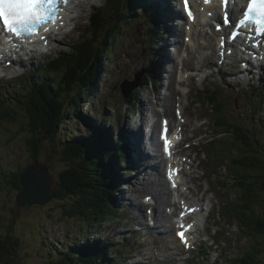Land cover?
Returning <instances> with one entry per match:
<instances>
[{"label":"trees","instance_id":"trees-1","mask_svg":"<svg viewBox=\"0 0 264 264\" xmlns=\"http://www.w3.org/2000/svg\"><path fill=\"white\" fill-rule=\"evenodd\" d=\"M130 2L131 0H107L110 8L109 15L106 16L103 13L102 7L99 8V13L95 16V22L92 23L94 25L91 26L89 23L86 25L89 30H92L95 26L92 35L83 40V45L77 46L74 52L65 53L61 67L53 68L49 73L62 71L60 81L54 83L53 80L45 79V84L42 87L34 90L30 97L23 98L24 100L21 103L25 107L23 115L26 119L21 121V124L24 127L32 128V126H35L38 130L36 132L34 129H30L28 132L25 130L16 132L19 135L24 132L29 135L27 144L23 147L30 162L25 165H17V167L11 169L7 164H4V168L0 169V187L11 191V194L7 197L8 200L12 198L14 191L19 190V186L21 188L22 170L31 162L39 159L38 156L45 147V143H47L53 154L58 156L65 165L62 171L58 173L56 186H52L53 199L63 200L62 206L66 208L64 213L59 209V215L80 221H93L90 222L92 225L97 219L113 215L115 190L113 189L108 195H97V189L101 182L105 181L109 187L114 188L113 185L116 181L115 176L117 174L111 160L115 151L109 147L112 141V139L109 140L110 134L107 130L102 129L95 132L89 130L87 134L91 132L90 137L85 141L82 140L80 135L75 138L66 135V133L64 134L63 128L67 123V119H70L69 116H77V121L84 123H87L91 118L78 109L82 100L77 96L72 95V111L63 108V104L66 95L73 92L77 84L82 89L87 87L89 91L90 86L101 74L102 59L107 54L106 44L109 37L117 32L122 20L129 19L133 15V8L135 7L131 6ZM97 26L99 28L96 30ZM103 31L105 32L102 33ZM100 36L104 37L103 42L100 40ZM83 72L87 74L86 79L81 76ZM39 82L42 81L39 80ZM212 110L214 113H218L221 118L219 125L223 136L230 135L229 138L232 141L230 151L233 154L231 158L233 165L230 166V172L236 171L238 174L235 183L237 185L241 183L244 186V189L237 188L241 190V194H239V211L242 221L248 227L250 226L253 237L256 235L264 237V209H261V206L264 205V154L261 150L262 144H260V140L254 135L253 131L250 134L248 129L239 124L233 117L232 114L239 111L237 105L234 103L224 104V102L215 103L212 105ZM2 115L7 118L6 114L3 113ZM238 116L242 118V115ZM58 137L62 139L60 142H57ZM255 141L258 145L255 144ZM53 158L54 155L50 157L51 160ZM255 206H257V213L254 211L250 219L246 213ZM17 207L19 208V206ZM67 207L69 208L67 209ZM39 213L41 211L36 213L25 211V222L31 224L34 217H37ZM26 214L30 216L27 218ZM256 215L257 220H254ZM6 217L7 214L4 211L0 212V225L4 224ZM26 223V228L31 229L32 226ZM83 231L82 227L77 232ZM20 244L17 220L9 234L0 235V264H18L20 261L35 256L34 249H25L23 252L20 250ZM256 247L251 246L240 257L236 256L227 260L225 258V261H232L231 264H260L261 254L264 252L263 248ZM92 252L96 254H92L89 258V256H86L85 247L82 248L79 252L82 258L80 263L92 264L91 261L97 257L98 251L91 247L90 253ZM59 253H63L64 257L60 261L51 260L52 264H68L70 261L77 260L71 250ZM250 258L254 259V263L249 262Z\"/></svg>","mask_w":264,"mask_h":264},{"label":"rangeland","instance_id":"rangeland-1","mask_svg":"<svg viewBox=\"0 0 264 264\" xmlns=\"http://www.w3.org/2000/svg\"><path fill=\"white\" fill-rule=\"evenodd\" d=\"M86 16H87V14L83 17L82 22L79 24L80 27H82L83 20L86 18ZM138 18H140V16H138V15H135L133 17V19H135V20ZM87 22H88V19H86L84 23H87ZM93 25L94 24H92L91 26H93ZM98 28H99V26L96 27V30ZM141 29L142 28L139 27L138 31H141ZM92 32H93V29L92 30L88 29L84 40L87 37L91 36ZM104 32L105 31H103L102 33H104ZM122 32H123V30H121L120 33H122ZM103 38H104L103 36H100V40L102 42H103ZM128 38L131 39V41H130L131 43H133V44L137 43V45H131L132 48H135L134 56L138 57V58L143 57L144 55L141 56L138 53V50H139L141 43H142L141 33L129 34ZM65 41L67 44H69L70 39L66 38ZM159 51H160V49H154L155 53H158ZM107 59L112 60L111 58L107 57V55H104V57L102 59V65H101L102 72H101V74L99 73L100 75L93 82V85L90 86L89 91H88L87 87L82 89V87L79 84H77V88L81 92V94L83 95L84 99L82 100L80 98L78 91L75 88L73 90V92H70L66 95V98H65V101L63 104V108H65L68 111H72V108H73V105H71L72 95L77 96L78 98H80L82 100L80 107H78V109L83 113H86L88 115L93 116L92 117L93 120H89L87 122V124H88V126H87V124L82 122V121H80V122L76 121V117L71 115V116H69L70 119H67V121H66L67 123L63 128L64 134L66 133V135H69L70 137H75L76 135H80L82 137V140L85 141V139L90 137V134L92 131L95 132L98 129H102V130L107 129V123H106L105 118H107V114H110V107H109V104L107 103L106 94H105V101L106 102L104 104V91H106L107 88L110 87L111 92L115 95V98L119 102L121 101V99L119 97L118 86H115L113 88V85L116 84V82H118V80L120 79V75H118L115 72L114 74H112L111 76L109 75V77H108V72H106V71H107V69L110 70V68H109L110 65L107 64L108 63ZM112 62H115V60H112ZM112 62H111V64H112ZM121 68L123 69L124 66L122 65ZM86 72H83L81 74V76L84 79L87 78ZM130 73L131 72H128L127 74H130ZM41 81L42 82H37V84H35L37 89L42 87L45 84L44 78H42ZM99 81L104 86V91H103L102 87L98 84ZM161 84H162V82H161ZM230 86H231V89H233L234 85L230 84ZM24 89H25L24 91H27L29 89V87L25 85ZM162 90L163 91L161 92V97H164L165 94L168 93V90H165L163 86H162ZM154 92H155V85L153 87H150V88L143 90L142 95H145L149 99H153L154 97H155L154 99H157L156 98V92L155 93ZM173 94H174V92H173ZM178 95H179V92L177 91L176 98L178 97ZM101 97H103V98L101 99ZM194 97L195 96H191L192 101L190 99V103L196 102ZM160 101H162V100H160ZM227 102L232 103V101H230V100H227ZM246 107L248 108V106H246ZM92 110L93 111H95V110L99 111L100 113H97V114L93 113V112L91 113ZM17 111H18V114L16 115V120H14L12 122V124H10V125L3 126L2 130H1L2 132L0 134V165L3 166L4 164H7L10 167L9 169H11L13 167H17V165H25L27 162H29V160L27 159L26 151L23 147L25 144H27V140L29 138V135L26 132H24L23 134H20V135L16 132L19 130H25L28 132V131H30V129H34V131L36 132L38 130L35 128V126H32V128L22 126L21 121L25 120L26 118H25V115H23L24 113H22L18 109H17ZM193 113L196 114L197 112H193ZM207 115L208 114L206 112H203V116L200 117L201 123H196L197 126L202 125L203 128H205L208 125L211 117L207 116ZM174 124H175V122H174ZM243 125L246 126L245 121L243 122ZM255 126L258 127L260 130L264 131V120H259L255 124ZM89 130H91V132H90V134H87ZM7 138H9V142L5 143V139H7ZM223 140L227 142L228 138L223 137ZM57 142H60L59 138H58ZM152 144H153V142H152ZM153 147H155L154 144H153ZM224 147L229 148L228 145H224ZM140 148L143 149V151H144L143 145H141ZM156 149L159 150L160 148H156ZM261 150H262V154H264V146L261 148ZM145 152L148 154V152L146 150H145ZM52 153L53 152L48 147L47 143H45V147L42 149V151L38 157H39V160L41 162L49 163L52 166L53 170L56 172V177L53 179V182H52L53 187H54V186H56V183H57L58 173L60 171H62V169L65 167V165L58 156L55 157L53 160H51L50 154H52ZM146 159L148 160L149 157ZM111 160L113 163L114 157ZM26 169H27V166L24 170H22V174L24 173V171ZM156 169H158V168H156ZM140 172H139L138 176L134 179V181L138 179V182H139V180H140L139 178H141V176L144 175V174L140 175ZM144 173H145V171H144ZM221 176L224 178L226 175L220 174L217 176V179H220ZM162 178H164L163 175H161V179ZM160 182L155 183L152 180H150L148 184L154 183L155 186L158 187ZM227 183L229 184L228 185L229 188H236L235 187V184H236V186L241 185V189H244V186H242L241 183L238 185H237V183H235V181L233 180L231 175H229V179H228ZM139 184H140V182H139ZM143 186H147V184L144 183ZM143 186L140 185V187H138L134 184V186L131 187L130 189H133V191H137L136 196H139V198L141 199V196H143V194L145 192L149 191V190H142L144 188ZM125 187H130V186H129V184H125ZM150 187H152V185ZM113 189H115V188L109 187L108 183L103 181V182H101V185L98 186L97 195H99V196L108 195L109 192L113 191ZM20 190H21V188L19 186V190L14 191L12 198L8 200L7 197L11 194V191L9 189H5L3 187H0V212L4 211L7 214V217L4 220L5 226L0 227V235H5L6 231H7V234H9L12 226L18 220V235H19V240L21 242L20 250L24 252L25 249L26 250L34 249V251H35V256L30 257L28 259H25L23 261H20V262H18V264H50L49 259L57 260V261L62 260V258L64 257V254L59 253V252L65 251L66 249L71 247V245L78 244V241L75 240L76 238L79 237V235H77L79 232H77V231L81 230L83 227L84 232H87L89 230V227L85 224L86 223L88 224V221H80V220H75L72 218H64L61 214L59 215L60 211H63V213H64L66 208H64L62 206L63 200H59V199H55V198L47 205L25 206V207H19L18 208L17 205H15L14 201L16 199V195L20 192ZM229 191L230 192H226L225 196L223 197V200H221V205L223 203V206H225L224 203H226V202H231L233 200H236V198L234 197L236 195L235 192L232 189H230ZM238 192H239V194H241V190L238 189ZM119 193H120V191L118 192V194ZM124 195H126V193L124 191H122L120 193L119 197H123ZM230 197H234V198L231 199ZM68 208L69 207H67V209ZM59 209H60V211H59ZM261 209H264V205L261 206ZM142 210H143V219L146 220L144 208ZM25 211L31 212V213H36V212L41 211V213H39L37 217H34L33 222L31 224H29V223L25 222V218H24V212ZM256 213H257V210H256ZM29 216L30 215L26 214L27 218ZM82 216H84V215H82ZM85 216H87V215H85ZM87 217L93 218L92 216H87ZM229 217H231V216H229ZM140 219L141 218H139L138 220L133 219V221L138 223ZM254 220H257V215H256V218ZM25 223L32 226V228L27 229L25 226ZM227 223L229 225L227 227V229L231 231V234H228V232H225V233H227V235L230 236L231 239L237 238L238 241L241 240V238H242V231H241L240 227H243L245 232H248V229H250L248 226H246L247 224L245 225L244 223L241 222V220L239 222V225H237V226H232L231 225L232 222L230 221V219H228ZM99 230H100V227L95 228V231H99ZM171 235L172 234L170 233V235L168 237H170ZM249 238L250 239H248V238L243 239V241H241L240 244L244 245V247L240 248V252H238V251L232 252L230 254L229 258H232L234 256L240 257L241 254H245V251L248 250V245H250V244H252V246L255 245V246H259V247L263 248V252H264V237L263 236H255L254 238L252 236H249ZM158 241L161 242L162 241L161 238H159ZM121 247L126 248L127 245H123ZM222 249H223V247H220L217 250L218 253L221 254ZM130 253H132V251L127 250L125 253H122L120 255L119 259H116L115 256L112 255V257L110 258V259H112L111 264H129L130 260H127V256H129ZM77 255H79V254H77ZM133 255H134V253H133ZM249 262L254 263V259L250 260ZM69 264H80V261H72V262H69ZM223 264H226V262H223ZM260 264H264V253H263V256L261 257V263Z\"/></svg>","mask_w":264,"mask_h":264},{"label":"bare ground","instance_id":"bare-ground-1","mask_svg":"<svg viewBox=\"0 0 264 264\" xmlns=\"http://www.w3.org/2000/svg\"><path fill=\"white\" fill-rule=\"evenodd\" d=\"M96 3L98 4H102L104 3L106 0H94ZM156 4H158L160 7H162V9L167 10L168 8V1L167 0H153ZM91 7V1L90 0H79V3L77 4V8L78 10L81 12V19L79 20L78 24H80L82 22L83 17L87 14V10L88 8ZM83 15V16H82ZM1 18H0V23H1ZM155 25L158 23H154ZM195 26V25H194ZM95 28V26L93 27V29ZM4 31V30H2ZM177 33V37L179 42L183 43L185 41L184 38H182L183 35V28L182 27H177L176 30ZM187 35L192 36V39H194V36L191 32H189ZM66 38L63 39L61 44H56L57 47L60 48H64L65 45H67L66 43ZM131 39L127 37V39L124 41V55H122V57L120 58L119 62H118V70L125 74L128 75V72H132L133 68L137 65H147V66H151V72H153L152 66H159L161 68V66L163 67V64L167 61L172 62V67L171 70L169 72L170 74V80L167 82L166 85H163L165 90H168V93L165 94L164 97H161L160 100H162L163 102H165V109L164 112H162V110H160V108H157L156 105L145 99L144 98V104L149 107L148 110L150 111V115L152 116L153 119H151V117H148L146 119V114H142L140 117H138V120H140L142 123L137 124L136 126H132L130 128H123L122 132H125L129 135V138L131 140V145H132V159L134 160L135 164L138 166V168L140 169V175L144 174V171L146 170V164H147V159L146 158H150L149 156V150L147 149L146 145L143 143L142 138H140L141 134L143 133V126L145 123L150 124L151 125V135H152V142L154 144V146L156 148H160V140L158 139V135H157V130H158V119L157 117L161 116V112L165 113L166 115H169L172 118L173 123L175 121H177L178 124H181V114H178L177 120H176V115H175V104L178 101L176 99V94H177V90L175 87V83L177 82V70H178V62L175 61L174 59L171 58L170 53H169V47H168V43L165 42V44L160 48V51L158 53H155L154 50L152 51L155 56L157 57L155 61L152 62V59L149 57V55H144L141 58L135 57L134 53H135V48H132L131 45H137V43H131L130 42ZM214 39L211 38V44H213ZM201 50H203L201 48ZM201 50H191V58L194 62V65L199 68L203 62L208 63L209 65H213V63L215 62L216 59V49L214 47H212L211 52L203 54V52ZM27 56H31L29 54V52H26ZM129 57L130 59L127 60L126 58ZM9 60V58L7 59ZM6 60V61H7ZM109 60V59H107ZM108 64V63H107ZM124 66V68L122 69L121 66ZM108 67V66H107ZM22 71L25 73V69L22 68ZM160 72L157 73V77L160 76V74L163 72V70H159ZM219 71H222V69L220 68ZM194 76H192L193 78ZM103 91H104V86L102 85V83L99 81L98 83ZM230 84H233L232 81H230ZM52 85V84H51ZM154 82H153V86H154ZM76 90L78 91V94L80 96V98L83 100L84 97L81 94V92L78 90L77 85H76ZM174 92V94H173ZM103 97H101L102 99ZM105 91H104V104H105ZM182 108L185 109L187 112L188 110H190V106L186 103H184V101H182ZM154 108V109H153ZM100 113L99 111H91V113ZM89 113V112H88ZM212 113H210V116L212 117ZM203 116V111L201 112H197L196 114L193 112H189L188 114H186L184 117L185 120L189 121V124L191 122H197V123H201V118ZM208 119V118H207ZM209 120V119H208ZM145 122V123H144ZM87 124V123H86ZM88 126V124H87ZM176 126V125H174ZM184 126H182L183 128ZM189 127V126H188ZM192 129V128H190ZM195 129H203V126H195ZM188 130V129H187ZM79 136L76 135L75 138ZM141 145L144 146V151L143 149H141ZM253 145V144H252ZM254 146V145H253ZM145 150L148 152V154L145 152ZM186 152L190 153L189 149H185ZM35 163L39 162V159L34 161ZM161 162L157 163V167L161 166ZM193 163L187 162L188 166H191ZM186 165V167H187ZM192 173V171H191ZM139 178V177H138ZM141 179V178H139ZM165 178L161 179L160 184L157 186H155L154 183H149L150 179H143L140 181V185L143 186L144 183L147 184V186H143L144 188L142 190H149L147 191L149 194H153L156 201H157V214H156V218L158 220V226H161L162 221L165 218V214L164 211L162 210V206H164L166 203L168 202H173L172 201V196H171V189L169 188V185L166 181ZM194 180L196 181L198 187H202L203 185L205 186L206 184H208V186L205 188V193H208L211 190V183H210V178H205L203 174H197L194 177ZM123 182H126V179L122 180ZM167 183V184H166ZM152 185V187H150ZM226 185L228 186L229 184L226 183ZM236 188L241 187L240 186H236ZM133 191V189H130ZM31 193V192H29ZM246 193V192H245ZM124 197H126V195H124L123 197H119L118 196V201L121 202L123 199H125ZM143 196H141V199L139 198V196H136L132 201L133 207L135 209L138 210L139 214H140V220L138 223L140 224H146V220L143 219V208H144V213H145V204L144 201L142 199ZM201 199L197 200L200 201ZM210 200L213 201V197H210ZM174 204H176V202H173ZM262 214V213H261ZM145 218L147 219V215L145 213ZM135 220V218H134ZM208 222V221H207ZM220 230V229H219ZM170 235V233L166 232L164 234V237H168ZM175 237V236H173ZM162 240V237H160ZM176 239V238H175ZM119 246V245H117ZM122 248V247H121ZM120 249V248H119ZM217 264V263H216Z\"/></svg>","mask_w":264,"mask_h":264},{"label":"snow or ice","instance_id":"snow-or-ice-1","mask_svg":"<svg viewBox=\"0 0 264 264\" xmlns=\"http://www.w3.org/2000/svg\"><path fill=\"white\" fill-rule=\"evenodd\" d=\"M205 2H208V0H205ZM68 3L69 0H0V18L3 19L9 33L20 37L25 33H35L39 25L55 24L57 20H61L60 6ZM185 3H187V0H185ZM189 15H192L190 10ZM247 22L254 25L255 31L264 34V0H249L247 9L239 23L244 25ZM165 141L167 144L166 135ZM173 186H175V183ZM179 227L181 229L185 228L184 225ZM187 227L190 228L191 225ZM177 235L188 245V239L183 230L179 231Z\"/></svg>","mask_w":264,"mask_h":264},{"label":"water","instance_id":"water-1","mask_svg":"<svg viewBox=\"0 0 264 264\" xmlns=\"http://www.w3.org/2000/svg\"><path fill=\"white\" fill-rule=\"evenodd\" d=\"M55 177L56 172L49 165L41 162L30 164L20 177L21 190L16 195V205L25 207L49 204L53 199L52 182ZM195 186H198L197 183ZM181 199H185L183 194Z\"/></svg>","mask_w":264,"mask_h":264},{"label":"clouds","instance_id":"clouds-1","mask_svg":"<svg viewBox=\"0 0 264 264\" xmlns=\"http://www.w3.org/2000/svg\"><path fill=\"white\" fill-rule=\"evenodd\" d=\"M70 262H72V261H70ZM68 264H69V262H68Z\"/></svg>","mask_w":264,"mask_h":264}]
</instances>
